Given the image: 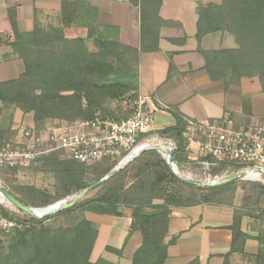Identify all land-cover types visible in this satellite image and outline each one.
<instances>
[{
	"label": "trees",
	"instance_id": "trees-1",
	"mask_svg": "<svg viewBox=\"0 0 264 264\" xmlns=\"http://www.w3.org/2000/svg\"><path fill=\"white\" fill-rule=\"evenodd\" d=\"M124 1L139 8V49L121 45L115 39L109 40L98 34L94 25L96 10L87 7L85 0H72L71 8H66V19L86 28V38L67 39L61 26L44 29L38 22H35L31 33L21 35L17 30L15 13L13 10L9 11L13 39L8 45L23 62L24 71L17 79L0 83V104L14 106L23 114H31L33 124L40 127L46 120L72 123L91 121L98 116L108 118L109 113L105 108L108 102L117 101L131 92L136 97L139 54L157 52L159 28L161 25L171 24L163 22L158 16L162 0ZM197 16L196 52L204 58L205 70L210 80L222 81L227 90L243 78H257L264 93V0H221L218 5L197 8ZM217 32L231 35L235 48L202 51V38ZM87 40L93 41L95 53L88 51L85 45ZM52 43L60 44L62 48L59 51L54 50L50 48ZM130 57L134 59L133 78L130 77ZM173 70L170 65L169 74ZM124 78L136 80L135 84L124 82ZM170 109L174 125L160 133L176 140L174 160L179 166L187 160L182 137L186 126L183 120L185 117ZM2 112L0 107V117ZM1 141L3 140L0 138ZM42 159L52 170L62 191L59 199L82 192L90 187L86 182L87 177H95L98 181L110 174L114 167L113 163L105 160L100 163L108 164L106 169L95 167L89 170L90 166L94 167L92 165L99 163L80 164L63 160L59 154H50ZM155 160L164 166L159 174L156 169L152 173ZM133 167L137 169L138 175L127 184L126 172ZM216 172H221V169ZM171 184H175L176 189L204 194L198 200L196 197L192 198L193 196L182 198L173 191H168ZM96 190V195H86L72 207L56 214L78 216L76 223L69 229L53 232L39 227L50 218L29 219L27 228L16 230L4 238L9 249L6 255L0 254V264H91L98 231L83 215L91 213L122 217L120 206L132 209L130 233H139L141 236V245L133 255L132 264H164L168 246L176 242L173 238L165 243L171 209L198 205L232 207V202L220 203L214 199L220 197L224 191L231 190L232 194L235 191L230 183L202 191L187 185L170 173L169 167L154 151L142 153L130 166L113 173L105 183L89 192ZM42 195L45 199L32 203L33 207L42 208L56 201L55 197ZM17 201L25 207L28 206L21 200ZM157 201L161 203L157 204ZM0 209L6 217L18 219L17 215ZM242 217L246 215L241 214L239 209L234 211L232 225L227 228L232 233L231 250L224 256L223 264H228L232 253L243 254V245L249 237L240 231ZM256 240L260 248L254 264H264V243L259 237ZM105 250L120 255L119 250L108 247ZM189 264H198V261Z\"/></svg>",
	"mask_w": 264,
	"mask_h": 264
},
{
	"label": "crops",
	"instance_id": "crops-1",
	"mask_svg": "<svg viewBox=\"0 0 264 264\" xmlns=\"http://www.w3.org/2000/svg\"><path fill=\"white\" fill-rule=\"evenodd\" d=\"M85 2L87 7L96 10L94 25L98 34L121 45L140 48L138 7L124 0ZM71 3L72 0H0V83L17 79L24 71L23 62L8 45L13 39L9 11H14L21 35L31 33L35 22L44 26L46 20H53L62 27L65 38H86V28L66 19V8H71ZM220 3L221 0H162L158 16L171 25L159 28L157 52L139 54L138 93L157 98L187 119L212 122L223 121L228 116L235 127L247 128L260 121L264 125V93L259 80L243 78L225 90L222 81L210 80L205 60L196 52L197 8ZM234 47V40L227 33H211L200 42L204 52ZM170 65L174 70L169 74ZM153 127V130H163L170 126ZM235 210L236 203L232 207L172 208L165 243L173 238L176 242L168 246L164 264H189L195 260L198 264H223L224 256L231 250L232 233L227 228L232 225ZM95 216L107 218L113 225H98L92 219ZM88 218L98 231L91 264H132L141 236L130 233L131 219L127 216L124 223L114 224L113 217L91 215ZM251 222L248 217L241 218L240 231L249 239L243 245V254L232 253L228 264H254L260 245ZM107 247L119 250L120 255L107 252Z\"/></svg>",
	"mask_w": 264,
	"mask_h": 264
},
{
	"label": "built area",
	"instance_id": "built-area-1",
	"mask_svg": "<svg viewBox=\"0 0 264 264\" xmlns=\"http://www.w3.org/2000/svg\"><path fill=\"white\" fill-rule=\"evenodd\" d=\"M126 103L130 107L129 115L119 121L96 117L91 121L78 122L74 127L48 128L45 136L37 135L31 128L24 131L23 141H1L0 170L25 168L50 154H59L63 160L85 165L107 160L114 164L112 170L116 172L144 150L160 152L166 163L169 154L172 153L174 159L175 145L161 143L150 134L154 131L155 113L166 108L167 111L161 112L170 115L171 109L157 98L139 93L134 98L129 97ZM186 123L182 137L187 160L194 161L204 172L221 169L222 178H229L235 173L264 184L263 127L235 129L228 116L223 121L187 120ZM140 146L143 148L134 154ZM2 203L0 200V208L4 209ZM5 209L17 215L18 219L6 217L0 209L1 240L16 230L27 228L29 219L40 220L36 213L37 216L30 217L11 206Z\"/></svg>",
	"mask_w": 264,
	"mask_h": 264
},
{
	"label": "rangeland",
	"instance_id": "rangeland-1",
	"mask_svg": "<svg viewBox=\"0 0 264 264\" xmlns=\"http://www.w3.org/2000/svg\"><path fill=\"white\" fill-rule=\"evenodd\" d=\"M57 26H58L57 23H55L53 20H46L44 26L42 25L44 29L55 28ZM85 45L89 52L95 53V47H94L92 40H87L85 42ZM50 48L59 51L62 48V45L57 44V43H52L50 44ZM222 50H229V49H222ZM129 61L131 63L130 77H132V76H135L134 66L132 64L134 62L133 57H130ZM123 81L135 84L136 80L130 81V78H124ZM134 96H135V93L131 92L127 96L117 101L108 102L105 106L106 110L109 113L108 119L113 120V121H119V120L125 119L129 115V112H130V107L126 103V100L129 97L134 98ZM0 107L3 110L2 115L0 117V138L3 141L5 140H12L15 142L23 141L22 136H23L24 131L31 129V128L37 135L45 136L48 128H55V127L69 128V127H74V125L78 123V122L65 123V122H60L56 120H46L45 122L42 123L40 127H36L33 124L31 114H23L14 106L0 104ZM161 111H167V109L161 108L158 110L157 114L155 113L153 125L155 127H163V128L165 126H171L173 124V119L170 117L169 114H166L169 116H166L164 114L160 115ZM183 120L186 124L185 126V129H186L187 128L186 121L187 120L189 121L191 119L184 118ZM191 121L203 122V121H196V120H191ZM81 122H86V121H81ZM256 126H260L264 128L262 121L256 122L250 127H256ZM152 128L154 127L152 126ZM234 128L237 129V128H242V127H240V125H237V127L234 126ZM160 132L161 130L156 129L150 134L153 135L155 138H158V140L161 141V143H164V142L167 144L172 143L175 145V147L177 146L176 140L169 138L168 136H164ZM146 151H154L159 156L160 160L167 166V163L163 155L156 150H144L141 153H139V155L136 158H138L142 153ZM43 157H40L39 160H36V162H34L33 164L25 168H16L13 170L1 169L0 170V187L5 192H7L9 195H11L13 198H15L16 200H21L24 203H26L28 205L27 206L28 208H35L33 207L32 203L33 204L39 203L40 201L45 199L44 195L42 194L50 195L53 198L55 197L56 201L50 205L60 203L61 207L65 206L66 204L70 203L72 200H75L77 196L80 194V192L73 193V194H70L66 197L59 199V197L62 195V191L54 178V174L52 170L46 164H44L45 162L42 159ZM132 162H130L127 166H130ZM92 166L94 167L90 166L89 170L95 167H101L103 169H106V166H108V164L99 163V164L92 165ZM177 168L180 174L179 177L189 180L194 183H199L201 185H206V184L213 183V182H221L227 179V178H222L220 176V172H216V170H213V169H210L204 172L197 164H195L194 161H190V160H186L184 163H181V165H179ZM155 169L157 173L162 172V169H164V166L158 164L157 160H155V168L153 169V171L151 169L152 173L155 172L154 171ZM136 170L137 169L133 167L132 169L129 168L128 171L126 172L125 182L127 184L131 183V179L138 175V172H136ZM170 173H172L171 170H170ZM234 174L235 173H233L231 176H233ZM165 175H168L167 172H165ZM208 176L210 178H208ZM98 181H96L95 177H90V176L87 177L86 179V182L89 183L90 186L95 184ZM229 183L232 184L233 188L235 189L234 193L232 194L231 190L224 191L220 195V197H216L214 199L215 202H220V203L232 202V204L236 203L237 209L240 210V213L245 214L246 217L248 215V218L252 220L251 229L257 233L258 237L264 243V184L260 181L245 178L244 176H242L240 179H236ZM225 185L226 184L217 186V187H223ZM194 188L202 191L206 189H212L214 187H211V188L194 187ZM97 191L98 190L94 192H88L86 194L87 195L86 197H91V196L96 195ZM168 191L170 192L173 191L174 194H177L178 196H181L182 198H191L193 196L192 198L196 197L197 200L201 199V196L204 194L199 191H192V190L183 191L181 189H176L175 184H171L170 189H168ZM156 203L160 204L161 202L157 201ZM2 205H3V208L4 207L10 208L11 206L6 201H4ZM48 206H45V207H48ZM45 207H42V208H45ZM5 208L4 210H6ZM35 209H40V208H35ZM119 212L123 216L113 217V218H116L114 220V224L119 223V222L121 224L124 223L125 217L128 216V218H130L132 214V209H130L129 207H125V206H120ZM91 215H94V214L85 213L83 217L88 220L89 219L88 217ZM107 217H110V216H107ZM77 219H78V216L69 217L67 215H62V216L54 215L50 217L49 220L42 222L39 227L51 230L53 232L59 229L67 230L76 223ZM92 219L95 220V222L98 225H113V223L109 221V219L107 218L103 219L102 217L95 216V217H92ZM40 220H44V219H40ZM110 220H112V218ZM94 225L96 226V224ZM6 241L7 240H1V244H0V254L1 255H6L8 252L9 245L7 244Z\"/></svg>",
	"mask_w": 264,
	"mask_h": 264
},
{
	"label": "water",
	"instance_id": "water-1",
	"mask_svg": "<svg viewBox=\"0 0 264 264\" xmlns=\"http://www.w3.org/2000/svg\"><path fill=\"white\" fill-rule=\"evenodd\" d=\"M167 166L170 168V170L172 171L174 176H176V178H178L183 183L190 185V186H193V187H207V188L217 187V186L227 184V183L234 181L236 179H240V177H241V174H235V175H233V176H231V177H229V178H227L221 182H213V183H209L206 185H201L199 183H194V182H191L189 180L183 179L176 174L175 170L178 167V165H177V162L173 159L172 153L169 154ZM115 172H116L115 169L112 170L110 172V174L104 176L98 182H96L95 184L91 185L87 189L80 192V194L77 196V198L75 200H72L70 203H68L62 207L60 206L61 205L60 203H56L54 205H50L48 207L40 208V209L28 208V207H25L24 205H22L19 201H17L15 198H13L11 195H9L7 192H5L1 187H0V196L2 197V199L4 201H6L8 204H10L12 207H14L17 211H19L23 214H26L30 217L37 216L35 214L36 211L45 210V212L39 217V219H46V218H50V217L62 212L65 209L72 207L76 201L84 198L90 190L95 189V188L99 187L100 185H102L103 183H105L110 178V176ZM263 173H264V170H263Z\"/></svg>",
	"mask_w": 264,
	"mask_h": 264
},
{
	"label": "bare ground",
	"instance_id": "bare-ground-1",
	"mask_svg": "<svg viewBox=\"0 0 264 264\" xmlns=\"http://www.w3.org/2000/svg\"><path fill=\"white\" fill-rule=\"evenodd\" d=\"M142 148H143V146L138 147V148L134 151V154H137L138 151H139L140 149H142ZM129 159H130V158H129ZM175 172H176V174H177L178 176L180 175V174H179V171H178L177 168H176ZM0 200H1L2 202H4L1 196H0ZM4 205H5V203H4ZM44 212H45V210H43V211L40 210V211H36V214L39 215V216H41Z\"/></svg>",
	"mask_w": 264,
	"mask_h": 264
}]
</instances>
